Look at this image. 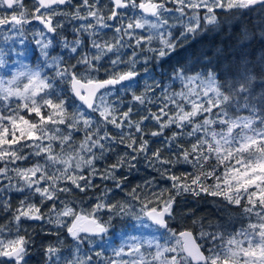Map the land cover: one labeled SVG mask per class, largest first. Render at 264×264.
Wrapping results in <instances>:
<instances>
[{
    "label": "snow or ice",
    "instance_id": "6c2138e0",
    "mask_svg": "<svg viewBox=\"0 0 264 264\" xmlns=\"http://www.w3.org/2000/svg\"><path fill=\"white\" fill-rule=\"evenodd\" d=\"M0 9L5 10L0 14V36L6 42L22 36L33 21L42 26L34 39L43 58L36 68L21 65L10 78L0 75V210L10 214L15 229L5 235L6 228L0 227V264H27L33 243L23 227L27 221H42L57 230L48 235L58 236L62 230L74 244L71 258L63 257L59 242L45 247L46 264H92V255H80L81 246L103 245L118 215L150 220L167 234L166 242L148 241L149 250L142 251L145 242L131 237V243L113 250L115 258L98 264H264V95L257 99L253 90L257 74L240 64L223 76L214 70L189 74L179 69L172 77L183 85L179 92L168 95L161 89L163 95L150 97L158 83L146 84L139 95L132 91L140 51L163 59L175 50V21L181 23V35L195 34L201 21L217 25L220 11L259 10L264 15V0H109L107 5L100 0H32L31 10L24 0H0ZM65 19L80 22L73 40H61L67 59L50 53ZM106 29L114 31L112 40L99 39ZM243 35L247 39V33ZM89 46L92 51H84ZM126 48L134 49L130 57L124 55ZM4 56L0 50V69L7 67ZM105 58L110 68L101 63ZM101 70L106 73L102 79ZM58 83L66 86L64 95L58 94ZM118 85L132 91V100L145 106L147 114L134 117L132 107L121 110L119 103L110 101ZM152 103L161 105L158 111L147 108ZM241 109L248 114L241 115ZM152 122L156 127L149 130ZM149 137L163 138L164 146L152 148ZM117 145L125 151L98 167ZM30 155L43 163L20 167L17 162ZM141 159L170 187L153 191L154 182L149 181L144 195L133 189L128 195L140 204L139 212L130 202L112 203L107 186L95 194L100 187L96 179L112 181L122 190L123 178L117 173L136 168ZM178 163L191 164L195 171L177 175L171 169ZM89 191L94 193L89 197L93 204L77 207L71 197ZM12 192L24 194L15 206ZM201 193L240 208L247 226L232 234L205 231L202 225L196 234L170 227L177 197ZM95 255L103 258L102 251Z\"/></svg>",
    "mask_w": 264,
    "mask_h": 264
},
{
    "label": "trees",
    "instance_id": "16d2710c",
    "mask_svg": "<svg viewBox=\"0 0 264 264\" xmlns=\"http://www.w3.org/2000/svg\"><path fill=\"white\" fill-rule=\"evenodd\" d=\"M245 33H247V39L244 38L243 34ZM65 34L69 35L68 29H65ZM133 50V48H126L124 50V55L130 57ZM145 57H149L147 63L143 62ZM137 59L139 62L136 63L135 70L139 72L140 76L134 82L132 90L135 91L137 95L144 91L146 84L155 86L157 83L159 87H156L155 92L149 93L150 97L163 95L161 89L165 90L164 94L171 95L179 88L174 79H172L175 72L179 69H185L189 74H193L194 72L203 73L205 70H214L218 75L223 76L229 67L240 64L242 67L247 66L250 72L257 74L253 84V90L258 99L261 95H264V87L260 86L264 83V15H262L259 10L237 14L220 11L218 12L217 25H209V27L199 30L192 40H185L184 42L178 43L175 50L172 51L169 56L163 59H157L146 51H140ZM101 63H108L107 58L101 61ZM105 66L108 67L110 65ZM119 67L127 70V65H120ZM105 76V71L101 70L99 78L102 79L105 78ZM229 79H231V77H229ZM221 82L223 83V80ZM65 87V85L58 83V94L64 95L63 89ZM117 89L121 91L120 87ZM132 91H124L123 94L118 93L113 99L120 104L121 110L132 107L134 109V117L147 114L145 106L136 104L132 100ZM160 106V104L152 103L147 105V108L156 112ZM87 114L94 119H99L98 114L91 112ZM240 114L245 115L248 113L241 109ZM155 127L156 126L153 124L149 125L148 123L149 130H154ZM112 131H115V129H112ZM75 135L78 137L81 136L82 133ZM165 135H167V132ZM149 139L154 141L151 144L152 148L164 146L163 138L149 137ZM184 143L187 145L186 139ZM122 149V145H117L115 147L117 152H121ZM164 154H168L167 150H165ZM110 157H115V153L113 152ZM211 163H213V161H209V164ZM99 164L104 166L107 163L102 161ZM171 171L177 175H186L195 171V169L191 164L178 163ZM117 175L123 178L122 190L116 188L112 181H101L96 179L94 183L100 185V187L95 190V194H99L101 189L107 186L112 189L110 193V200L112 203L130 202L135 206V212H139L140 204L132 200L128 195L133 189H136L139 194L144 195L141 191L145 185H148L144 184V182L149 178V180L152 179L151 181H155L157 185L154 191L170 187V182L161 179L157 172L146 166V161L143 159L137 162L136 168L130 171L121 169ZM209 183L211 184L212 181H209ZM17 195L18 193L13 195V201L11 202L13 205L15 196ZM93 196L94 193L89 191L87 196L83 193H76L71 199L77 201V207H84L88 203V206L93 204V199L89 198ZM81 200L83 201L82 205L79 203ZM0 215L10 214L0 210ZM133 217L135 216L125 215L121 217L118 215L112 220V225L118 232L135 229L134 227L137 226V219H133ZM10 219L11 217L1 216L0 227L6 228V231L15 230L9 223ZM172 220L173 222L169 224L174 230L181 231L190 229L194 234L199 232L201 225L205 231L215 232L219 230L225 234H232L243 228L245 223L240 208L227 204L221 197H213L204 193H201L199 196L185 194L177 197L175 218ZM194 220L197 221L195 225L193 224ZM154 227L157 230L164 231L158 229L155 225ZM59 233L58 236L48 235L46 227L45 229L36 228L31 232H27L33 241L26 259L27 264H46L44 248L47 247L48 242L53 238L54 245L58 242L60 243L63 257L71 258L72 250L69 244V237L63 231ZM20 234L25 233L22 231ZM164 234L166 233L164 232ZM62 236L66 238L65 243L61 242ZM205 244L204 247L206 248L207 243L205 242ZM104 257L103 260H107L106 256ZM98 262L100 261H97L96 264H98Z\"/></svg>",
    "mask_w": 264,
    "mask_h": 264
},
{
    "label": "rangeland",
    "instance_id": "374dc122",
    "mask_svg": "<svg viewBox=\"0 0 264 264\" xmlns=\"http://www.w3.org/2000/svg\"><path fill=\"white\" fill-rule=\"evenodd\" d=\"M100 2L104 5H107L109 0H100ZM24 3L26 5V7L31 10L32 8V2L31 0H24ZM80 0H73V4H79ZM105 11H107V8L105 7L104 9ZM5 10L4 9H0V14H2ZM178 15V14H177ZM201 15H203V13H201ZM59 19V18H57ZM175 20V18H173V21ZM173 21H170L173 22ZM79 21H68L67 19H65V23H64V28L58 30L60 35L57 36L54 39V46L50 49V53L52 55H56V56H60L63 55L65 56V58L67 59L68 57V53L65 49H63L61 47V40L63 37H66L69 41L74 39V28L77 24H79ZM176 26L173 27L171 29L172 31V35H173V39L176 42V46L178 45V43L180 42H184L185 40H190L193 38V34H188L186 36L181 35L182 32V27H181V23L179 21H175ZM204 23L203 21H201V24ZM41 26H39L38 24H36L34 21L32 24L27 25L25 27V30L23 32L22 36H15L14 38H12L10 41H5L3 39V36H0V50H2L5 53V60L7 61V67L4 69H0V75L3 76H7L10 78L11 74H13L17 69L20 68L21 65H27L29 67L32 68H36L37 66H41L43 64V58L41 56L40 53V48L39 46L35 43V39H34V33L37 30H40ZM65 29H68L69 31V35L65 34ZM8 33H5V35H7ZM143 35H146L147 32H143L141 33ZM115 33L112 29H106L103 31V33L101 34V36L99 37V39H103V40H112L114 37ZM86 42H87V38ZM22 41V42H21ZM84 51H88L91 52V48L90 46L88 48H85ZM25 53L24 55H17V53ZM72 63H74L75 61H70ZM104 65H109L108 63H105ZM109 68L111 66H108ZM46 72H48L49 74H51V70L50 69H46ZM174 81L177 83V85L179 86L177 91L174 92H179L183 85L179 80H175ZM123 94L124 90L121 89V91H116L114 90L113 95L111 97H109L110 101H114V96L116 94ZM154 125V122L149 123V125ZM63 127V126H61ZM82 136V135H81ZM80 136H78L79 138ZM194 139V138H193ZM31 149H26L25 152H31ZM125 151V149L123 148L121 150V152ZM178 151V149H177ZM114 153L116 155L117 151L114 150ZM115 157L111 158L109 157V159L106 161H104L105 163H110L112 162V160H114ZM41 162L43 163V160L41 157H33V156H29V158L27 160L24 161H18L17 163L20 165V167L24 168V167H31L33 163L35 162ZM102 161H100L99 163H101ZM98 163V167H102L100 164ZM14 167V165L12 166ZM223 165H220L221 170H223ZM10 175H14L12 173H10ZM150 179V178H149ZM146 180L144 182V184H148L149 181L151 180ZM15 183V181H13ZM154 183L152 185H150V187L152 188V190L154 191L157 188V185L155 183V181H153ZM4 183H7V181L5 180ZM144 193V188L142 189V191ZM16 192H12L10 193L12 199L11 202L13 201V195ZM21 194V195H20ZM23 193H18L17 196H15V202H14V206L16 204H18L19 199L21 198V196H23ZM36 202H38V199H36ZM89 203L87 205H85L83 208L84 209H88L89 208ZM81 207V206H80ZM47 209V205L44 206V209L42 210H46ZM11 217L10 215H0V217ZM242 217L245 220L244 223V227L247 226L249 220L248 218L245 216V214L242 212ZM133 219H137L136 217H133ZM173 220L171 219L169 221V223H172ZM13 228V226H11ZM23 227L25 229H27V232H31L33 230L37 229H47V233L49 231H57L56 229H54L51 225H48L42 221H27L24 223ZM243 227V228H244ZM135 229H129L125 232H118L117 229L111 224V227L109 228L108 233L106 234V236L104 237L105 243L103 245L101 244H97L96 249H92L91 246L88 243H85L84 245L81 246V252L80 255L83 256L85 254L87 255H92L93 257V262L92 264H96L97 261H101V259L105 258L104 256H106L107 259L109 258H115L114 257V249H118L122 246H126L127 244L131 243V237H136L138 241H144L145 242V248L142 249L143 250H149L148 246H147V242L148 241H159L160 243H165L166 242V235L164 234V231H160L157 230L154 225H152L147 219H137V226L134 227ZM14 229V228H13ZM242 229V228H241ZM241 229H239L238 231H240ZM62 232V230H59V232ZM13 233L15 232V230L12 231ZM8 234V231L5 232V235ZM31 234V233H30ZM54 236V235H51ZM69 244L71 245V250L74 251V244L71 241V239L69 238ZM61 242L65 243L66 242V238L64 236L61 237ZM54 245V238L50 239V241L48 242V245ZM206 245V244H204ZM87 248V249H86ZM125 250H127V248H125ZM151 251H154L153 249H150ZM96 251H102L103 252V258L97 257L95 255ZM29 255V254H28ZM28 257V256H27ZM26 257V259H27ZM127 258V257H125Z\"/></svg>",
    "mask_w": 264,
    "mask_h": 264
},
{
    "label": "flooded vegetation",
    "instance_id": "af4514ba",
    "mask_svg": "<svg viewBox=\"0 0 264 264\" xmlns=\"http://www.w3.org/2000/svg\"><path fill=\"white\" fill-rule=\"evenodd\" d=\"M206 27H209V25H205L204 23L201 24V29L206 28ZM41 28H42V27H41ZM201 29H200V30H201ZM198 31H199V30H197V32H198ZM197 32H196L195 34H193V38L196 36ZM193 38H192V39H193ZM192 39H191V40H192Z\"/></svg>",
    "mask_w": 264,
    "mask_h": 264
},
{
    "label": "water",
    "instance_id": "95a60500",
    "mask_svg": "<svg viewBox=\"0 0 264 264\" xmlns=\"http://www.w3.org/2000/svg\"><path fill=\"white\" fill-rule=\"evenodd\" d=\"M8 11H11V10H8ZM34 22H35V21H34ZM35 23L38 24V25H40L38 22H35ZM40 26H41V25H40ZM41 27H42V26H41ZM139 76H140V74H139ZM139 76H137V78H138ZM137 78H136V79H137ZM118 87H120V86L118 85L117 88H118ZM148 221L152 224V222H151L150 220H148ZM153 225H154V224H153ZM155 226H156V225H155Z\"/></svg>",
    "mask_w": 264,
    "mask_h": 264
}]
</instances>
